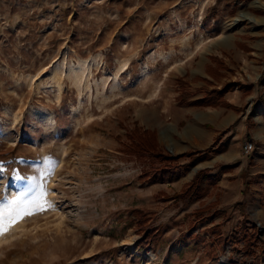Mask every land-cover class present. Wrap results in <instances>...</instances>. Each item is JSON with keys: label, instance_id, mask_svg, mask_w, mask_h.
<instances>
[{"label": "rangeland", "instance_id": "374dc122", "mask_svg": "<svg viewBox=\"0 0 264 264\" xmlns=\"http://www.w3.org/2000/svg\"><path fill=\"white\" fill-rule=\"evenodd\" d=\"M254 26L264 38V0H0V197L23 190L20 175L54 204L0 237V264H264L263 195L247 213L218 193L210 200L223 167L205 168L219 179L204 198L166 199L160 190L179 192L210 156L144 182L159 162L127 151L147 129L160 143L164 124L177 127L189 79L207 80L190 75L198 66L214 78L262 76L264 56L258 74L246 68L250 47L218 48ZM167 142L169 155L207 150ZM136 209L160 229L151 243L140 241Z\"/></svg>", "mask_w": 264, "mask_h": 264}, {"label": "crops", "instance_id": "0c3cea01", "mask_svg": "<svg viewBox=\"0 0 264 264\" xmlns=\"http://www.w3.org/2000/svg\"><path fill=\"white\" fill-rule=\"evenodd\" d=\"M247 17L252 21L256 20L248 14ZM249 29H243V32L235 36L238 37L235 44H222L218 48L227 51L250 47L248 53L250 58L247 59V63L250 64L245 65L246 68L258 74L261 70H258L257 62L264 56V38L255 36L259 33L257 30H260L258 26L249 27ZM198 59L201 60L200 63L206 61V58L202 56ZM228 63L229 67L235 68L234 64ZM191 71V76L203 74L207 80L193 82L189 79L190 85H187L186 92H191V96L189 95L188 101H176L173 105L172 121L177 123V127L171 128L164 124L161 128L162 136L160 137L159 134L160 143L168 140L167 146L170 143L176 153H180L189 150H206L219 139L222 149L216 154H210L209 158L200 160L202 166L199 168L218 172L232 164L233 169L221 174L219 182L209 194L212 196L210 200L214 199L218 193L221 204L227 207L238 204V210H246L247 213L255 208L257 203L255 197L264 196V74L257 76L256 79L253 78L252 81L244 82L236 76L235 78L229 76L214 78L203 70V66H198ZM230 81H233L234 88L225 95L230 106L225 104L203 106L188 103L203 98L207 91L220 88ZM247 84L252 86L249 90H247ZM157 130L160 132L159 128ZM248 142L253 143V149L247 155H243V148ZM252 176H256L259 186L251 187ZM240 201H244L245 205H239Z\"/></svg>", "mask_w": 264, "mask_h": 264}, {"label": "trees", "instance_id": "16d2710c", "mask_svg": "<svg viewBox=\"0 0 264 264\" xmlns=\"http://www.w3.org/2000/svg\"><path fill=\"white\" fill-rule=\"evenodd\" d=\"M232 86L225 85L220 90H211L210 93L201 99L193 100L192 104H203L206 106H218L220 104H225L230 106V104L225 100L224 95L226 92L230 91ZM218 139L215 141V146L207 149L206 151L200 152H184L178 155H169L163 151L157 138V134L154 130L147 129L141 136L138 137V141H132L128 147L127 151L130 154L137 155L139 157L147 155L150 159H156L159 164L152 165L151 168L146 169L140 175V179L144 182L146 181H157L163 179H169L177 175L179 172L178 161L181 158L189 157L195 159L197 157H208L210 154L217 153L222 149V143H219ZM217 144V146H216ZM155 163V160H153ZM225 167L224 170H227ZM219 179V173H210V170L200 169L198 170L194 177L186 182L179 192H175L172 196L166 191L160 190L158 195L170 199L181 200L184 204L191 202L193 199H202L208 195L211 188L216 184ZM212 207L211 204L206 205L203 208L196 210L198 214H202ZM136 218V226L139 233H141V243H151L158 237L160 232L159 228L148 227L149 216L145 214L144 211L136 209L133 211Z\"/></svg>", "mask_w": 264, "mask_h": 264}, {"label": "snow or ice", "instance_id": "6c2138e0", "mask_svg": "<svg viewBox=\"0 0 264 264\" xmlns=\"http://www.w3.org/2000/svg\"><path fill=\"white\" fill-rule=\"evenodd\" d=\"M13 180L25 181L26 186L15 194L0 197V237L25 217L33 216L37 212H44L54 207V204L47 199L49 193L45 186H40L38 194L33 192L35 185L32 184V181L35 180V177L16 175Z\"/></svg>", "mask_w": 264, "mask_h": 264}, {"label": "built area", "instance_id": "2783aa9c", "mask_svg": "<svg viewBox=\"0 0 264 264\" xmlns=\"http://www.w3.org/2000/svg\"><path fill=\"white\" fill-rule=\"evenodd\" d=\"M252 149H253V143H252V142H248V143L244 146V151H245L246 153H249Z\"/></svg>", "mask_w": 264, "mask_h": 264}]
</instances>
